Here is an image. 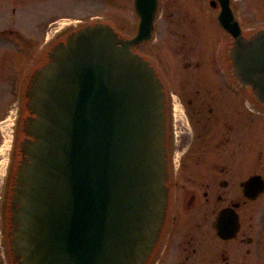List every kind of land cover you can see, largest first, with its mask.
Returning a JSON list of instances; mask_svg holds the SVG:
<instances>
[{
	"label": "flooded vegetation",
	"instance_id": "flooded-vegetation-1",
	"mask_svg": "<svg viewBox=\"0 0 264 264\" xmlns=\"http://www.w3.org/2000/svg\"><path fill=\"white\" fill-rule=\"evenodd\" d=\"M230 15L244 38L264 30V0H158L130 47L154 67L166 99L168 202L145 264H264V106L231 75ZM140 21L135 0H0V264L6 246L12 260L9 200L29 138L23 123L34 116L33 73L85 26L131 40Z\"/></svg>",
	"mask_w": 264,
	"mask_h": 264
},
{
	"label": "water",
	"instance_id": "water-1",
	"mask_svg": "<svg viewBox=\"0 0 264 264\" xmlns=\"http://www.w3.org/2000/svg\"><path fill=\"white\" fill-rule=\"evenodd\" d=\"M157 4L135 0V38L85 26L33 73L26 106L34 116L23 123L29 138L9 200L13 264L149 259L168 202L166 99L154 67L130 47L142 41ZM222 26L234 39L231 75L264 106V30L244 38L234 20Z\"/></svg>",
	"mask_w": 264,
	"mask_h": 264
},
{
	"label": "rangeland",
	"instance_id": "rangeland-1",
	"mask_svg": "<svg viewBox=\"0 0 264 264\" xmlns=\"http://www.w3.org/2000/svg\"><path fill=\"white\" fill-rule=\"evenodd\" d=\"M7 91H8V89L6 88V84H5V83H4V84L0 83V98H1V97L5 98V95H6ZM3 105H4L5 108H6V106H7V102L4 101V102H3ZM5 108H4V109H5ZM3 147H4V146H3ZM0 157H1V154H0ZM4 258H5V263L1 261V262H2L1 264H13V263H12V260H11V258H10L9 250H8L7 246H6V248H5V256H4Z\"/></svg>",
	"mask_w": 264,
	"mask_h": 264
},
{
	"label": "bare ground",
	"instance_id": "bare-ground-1",
	"mask_svg": "<svg viewBox=\"0 0 264 264\" xmlns=\"http://www.w3.org/2000/svg\"><path fill=\"white\" fill-rule=\"evenodd\" d=\"M5 128H6L5 131L7 132V123H6V125H5ZM6 135H8V133H7ZM6 135H5V136H6ZM5 138H7V136H6ZM4 145L6 146V142H5ZM4 150H5V149H4ZM3 163H4V162L2 161V165L0 166V174H1V172H2Z\"/></svg>",
	"mask_w": 264,
	"mask_h": 264
}]
</instances>
